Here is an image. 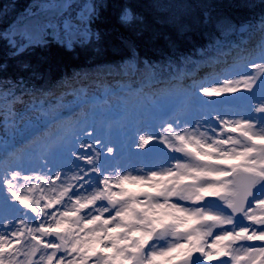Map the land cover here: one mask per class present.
<instances>
[{
    "label": "snow or ice",
    "instance_id": "snow-or-ice-1",
    "mask_svg": "<svg viewBox=\"0 0 264 264\" xmlns=\"http://www.w3.org/2000/svg\"><path fill=\"white\" fill-rule=\"evenodd\" d=\"M36 9L23 32L12 29L3 37L14 54L43 46L45 35L61 37L66 46L73 36L83 43L96 35L88 27L98 15L94 5L79 6L75 16L72 0H48ZM133 19L125 9L121 21ZM241 31L244 44L259 34V59L241 57L238 79L224 78L201 91L209 97L252 93L241 97L248 101L246 111L235 119L216 114V127L205 116L203 131L199 122L185 127L176 120L156 135H139L140 148L158 140L180 154L167 166L122 171L101 162V152L86 143L79 144L82 153L69 149L83 162L71 176L48 168V160L44 174L9 163L0 173V264H264V16ZM28 95L35 101L29 111L39 113L36 120H45V129L70 123L22 80L0 84L5 163L63 151L55 134L42 136L31 121L36 131L28 135L18 126L23 118L16 106ZM18 135L19 144H11Z\"/></svg>",
    "mask_w": 264,
    "mask_h": 264
},
{
    "label": "trees",
    "instance_id": "trees-1",
    "mask_svg": "<svg viewBox=\"0 0 264 264\" xmlns=\"http://www.w3.org/2000/svg\"><path fill=\"white\" fill-rule=\"evenodd\" d=\"M26 2L0 0V84L22 80L36 92L103 62L119 71L136 65L146 74L178 73L183 62L216 56L227 33L264 16V0H82L97 7L90 22L96 35L83 44L61 40L14 54L3 37L10 22L22 18ZM125 9L133 14L130 23L121 21Z\"/></svg>",
    "mask_w": 264,
    "mask_h": 264
},
{
    "label": "rangeland",
    "instance_id": "rangeland-1",
    "mask_svg": "<svg viewBox=\"0 0 264 264\" xmlns=\"http://www.w3.org/2000/svg\"><path fill=\"white\" fill-rule=\"evenodd\" d=\"M45 2H48V0L42 1V4ZM80 2L81 0L78 4H80ZM84 4L83 2L81 3V5ZM26 21L28 25H30L31 16H27ZM17 30L23 32L25 29L17 28ZM46 37L47 35H45L44 39H46ZM255 38L256 39L252 41V44L254 45L256 40L259 39V35ZM58 39H60L59 36H57V40ZM73 42H78L76 36H73ZM254 45L251 47V51L246 55L250 62H256L259 59L256 55ZM229 55L231 56V54ZM228 60L229 61L226 63H222L219 60L215 63H210L209 66H215L216 68L215 72L212 74L211 72L206 71L199 77L189 78L188 75L183 77L182 79L185 83H188V80H191V82L187 84L188 86L182 88L183 99L178 106L172 107L174 115L173 118L168 119L162 118L165 114V110L168 108V104H171L172 99L168 93L162 92L165 89V85L158 83L157 87L160 88V92L152 88L149 90L150 93L148 92L147 95L140 98L141 100L138 96V101L134 102V100H130L126 103L123 99L120 100L118 96L115 95L118 93H112V91L115 90L116 85L109 83V85H112L111 92L109 93L110 95L108 100H105L104 102L102 101L101 103V108H103L105 113L109 114V117H105L108 124H105L106 120H104L100 125H97V128H100V130L102 125L106 126L103 127V129L106 128L108 133H105L102 139L99 138L100 143H94L96 140L87 135V133L94 128L92 122L93 117L91 116L93 110L90 108V103L81 104L80 97H86L90 101L94 99L101 100L104 92L103 87L90 84L81 95H73L68 91H65L62 94L61 100L65 101L66 104L64 106H58L56 110L62 112L70 110V114L67 115L68 118H70V123L61 131L58 129V126H52L49 129H45L46 122L43 119L40 121L36 120L39 113L36 111H29L31 105L28 102H25L23 105H17L16 107L19 111V116L23 118L22 120H18V126L23 132H25V135H28L33 128L29 123L31 121L32 125H35L41 130L42 136L47 137L55 134L56 138L63 143L64 148L63 151L56 152L52 156L40 152L30 157L25 156L20 160L11 158L7 163H2L1 173L9 163H19L24 165L26 169H32L38 174H44L46 170L43 168V164L45 160H48V168L53 169L54 171H61L62 174L66 173L71 176L73 172L76 171V165H81V167H83V162L76 160L75 156L71 155V152L79 154L84 151L79 148L80 143L93 144L96 151L101 152V162L107 161L110 166H115L122 171H132L133 169H143L144 171H148L156 165L167 166V163L172 157H177L180 154L171 152L158 140H153L144 148H140L138 146L139 135H156L161 131L162 126H166L167 123H173L176 120H179L185 127H191L199 122L202 125L201 130L203 131L205 130L203 127L205 116H208L207 124L211 127H216L218 124L214 119L216 114H227L229 118L235 119L239 118L237 114H243L246 111L248 101L241 97L251 96L252 93L244 92L242 90L236 93H224L218 96L209 97L203 95V92L201 91V88L204 86H219L224 78H239L236 74L240 71L237 65L241 64L242 61H236V58H228ZM192 66L193 65L187 68L186 71L188 72ZM199 66L204 67L205 65L201 64ZM243 71L250 72L251 69L245 68ZM192 81H198V83ZM178 102L179 101H177V103ZM149 103L155 104V109L153 111L160 115L159 119H153L156 121L155 124H152L154 127L153 131L148 127L152 119V112H150V107H148ZM177 103L175 104L177 105ZM252 103L255 104L256 101L253 100ZM209 113H211V115H208ZM95 116H98V114H95ZM36 127H34L35 131ZM3 139V126L0 125V140ZM20 140L21 136L18 135L13 141H11V144H19ZM106 147H112L114 152L109 154L106 151ZM143 155L148 157L149 164L145 162ZM41 156H44V159H41ZM217 231H219V229H217ZM161 243H163V241Z\"/></svg>",
    "mask_w": 264,
    "mask_h": 264
},
{
    "label": "bare ground",
    "instance_id": "bare-ground-1",
    "mask_svg": "<svg viewBox=\"0 0 264 264\" xmlns=\"http://www.w3.org/2000/svg\"><path fill=\"white\" fill-rule=\"evenodd\" d=\"M204 69H205V67H204L201 71H199L198 74H200L202 71H204ZM194 70H195V69L192 68V70L190 71V73H192Z\"/></svg>",
    "mask_w": 264,
    "mask_h": 264
},
{
    "label": "water",
    "instance_id": "water-1",
    "mask_svg": "<svg viewBox=\"0 0 264 264\" xmlns=\"http://www.w3.org/2000/svg\"><path fill=\"white\" fill-rule=\"evenodd\" d=\"M53 40V37H50L49 39H48V41H52Z\"/></svg>",
    "mask_w": 264,
    "mask_h": 264
}]
</instances>
